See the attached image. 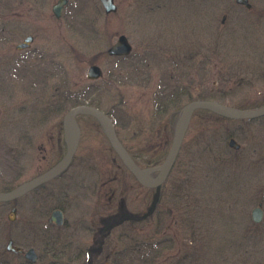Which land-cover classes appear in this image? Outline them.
<instances>
[{
    "label": "rangeland",
    "instance_id": "obj_1",
    "mask_svg": "<svg viewBox=\"0 0 264 264\" xmlns=\"http://www.w3.org/2000/svg\"><path fill=\"white\" fill-rule=\"evenodd\" d=\"M55 2L0 0V192L37 173L36 158L43 166L63 152L58 129L73 107L66 97L83 89L85 105L114 114L140 167L164 159L183 104H264V0H248L251 9L235 0H114L110 13L99 0H67L59 18ZM29 34L28 48L13 47ZM119 35L131 50L114 59L106 51ZM94 64L102 76L86 80ZM162 84L182 101L157 110ZM216 115L194 110L156 189L138 185L98 122L76 115L79 144L50 198L0 204V264H28L6 249L9 240L33 248L34 264H264V116ZM56 206L61 226L48 221Z\"/></svg>",
    "mask_w": 264,
    "mask_h": 264
},
{
    "label": "water",
    "instance_id": "obj_2",
    "mask_svg": "<svg viewBox=\"0 0 264 264\" xmlns=\"http://www.w3.org/2000/svg\"><path fill=\"white\" fill-rule=\"evenodd\" d=\"M67 0H57L51 7L52 14L59 18L61 15L62 8L66 4ZM101 6L103 7V11L106 13L114 12L116 6L114 1L112 0H99ZM235 2L239 5H243L245 7H249L247 0H235ZM32 40L31 36L27 35L20 43L16 44L14 47L16 49H24L29 46L30 41ZM131 50V46L127 41V38L124 35H120L116 41L108 48L107 53L111 56H123L127 55ZM86 78L89 80H95L101 77L102 72L98 66L92 65L88 68ZM207 109L212 112L224 115L226 117L232 119H254L264 116V104L260 107L253 109H234L217 103L215 101L209 100H195L185 104L181 109V114L178 119V122L175 127L173 139L171 141V145L169 150L164 157L163 161L156 165L147 168H139L131 157L128 155L120 141H118L114 126L111 119L101 110L96 107L89 105H78L69 109L62 118V132L63 138L65 141V154L64 156L51 168L43 172L42 174L29 179L28 181L18 185L17 187L8 190L7 192H0V202H8L10 200H14L16 198L21 197L24 193H26L29 189H32L35 186H39V184L54 178L55 176H59L66 167L70 164L72 156L74 155L76 148L78 146L79 138H80V129L78 123L76 122V115L83 114L94 117L99 125L102 126L104 130V135H106L109 145L118 156L122 165L130 172V174L135 178V180L143 187L146 188H158L162 182H164L167 178L168 172L170 171L173 161H175L178 151L181 146V140H183L186 130L188 128L192 113L194 109ZM228 146L233 149L239 148V145L233 140H228ZM152 172H156L154 177H150ZM15 215V208L11 209V216L9 220H11ZM62 213L59 210H53L49 217V221L53 222L56 225L62 224ZM250 218L253 223H260L263 218V213L261 209V203H258L256 208L251 209ZM7 250L14 251L17 253H23L24 258L28 261L34 263L36 261V254L33 248H28L26 251H23L20 248H13L11 242H7Z\"/></svg>",
    "mask_w": 264,
    "mask_h": 264
},
{
    "label": "flooded vegetation",
    "instance_id": "obj_3",
    "mask_svg": "<svg viewBox=\"0 0 264 264\" xmlns=\"http://www.w3.org/2000/svg\"><path fill=\"white\" fill-rule=\"evenodd\" d=\"M248 4H249V2H248ZM238 5V4H237ZM242 6V5H241ZM244 7V6H243ZM246 9H251V4H250V6L249 7H245ZM32 36V35H31ZM120 36V35H119ZM118 36V37H119ZM117 37V38H118ZM117 40V39H116ZM115 40V41H116ZM29 47V46H28ZM27 47V48H28ZM26 49V48H25ZM130 53V52H129ZM129 53L127 54V55H123V56H117V57H113L114 59H116V58H123V57H127L128 55H129ZM106 54H107V51H106ZM108 55V54H107ZM110 57V56H109ZM100 68V67H99ZM100 70H101V68H100ZM101 72H102V70H101ZM85 79L87 80V78H86V76H85ZM59 111H57V109H53L52 110V112L51 113H58ZM91 118H93V117H91ZM94 119V118H93ZM95 120V119H94ZM96 121V120H95ZM97 122V121H96ZM62 124L59 126L60 127V129H58V131H60V133H61V136L60 137H62L63 136V132H62ZM98 127H99V129H100V131L102 132L103 131V129H102V127L100 126V125H98ZM116 131V130H115ZM104 132V131H103ZM116 135H117V133H116ZM62 146L64 147V149H63V152L60 154V155H58V153H59V150H60V148H58L57 147V145L55 144V142L52 144V149H51V154L52 155H58V157L56 156V160H54L53 162H49V163H45L43 166H40L41 165V163L42 162H39V161H42L43 159H44V157L42 156V157H39V158H36V161H37V164L36 165H34L33 164V166H32V168H33V170H38L37 171V173L35 172V174H32L28 179H24V180H22L21 182H19V183H16L14 186H11L10 188H8V190L9 189H12V188H15V187H17L18 185H20V184H22V183H24V182H26V181H28L29 179H32V178H34V177H36V176H38V175H40V174H42L43 172H45L46 170H48L49 168H51L54 164H56L63 156H64V153H65V141H64V138L62 137ZM27 148V147H26ZM6 152H8V150L6 151ZM7 156H8V159H9V156H10V154H9V152L7 153ZM73 157V156H72ZM52 158H53V156H52ZM52 158H50V160L52 159ZM74 158V157H73ZM73 158H72V160H73ZM72 160H71V162H70V164H69V166L68 167H66V170H64L62 173H60L59 174V176L57 175V176H55L54 178H51V179H49V180H47V181H45V182H43V183H41V184H39V186L37 185V186H35V187H33L32 189H29L26 193H24L21 197H19V198H22V197H27V196H31L32 198H34L33 200H34V202L37 200H39V199H42V200H46L47 198H50V196L52 195L51 193H52V189L54 188V186L58 183L57 181H58V179L60 178V177H63L64 175H65V173L69 170V168L71 167V164H72ZM40 166V167H39ZM9 168H11V164H10V167ZM71 177H73V176H71ZM70 177V179L72 180V182H71V186H72V184H73V182H74V179L73 178H71ZM7 190V191H8ZM30 197V198H31ZM18 199V198H17ZM9 202V201H8ZM10 203V202H9ZM55 209H57V210H61V212H63V210L61 209V207L60 206H56V208ZM53 211V210H52ZM51 224V223H50ZM103 229H105V228H103ZM101 232H102V230H101ZM96 236V235H95ZM70 241H69V245H74V243L72 242L71 243V239H69ZM10 241V240H9ZM102 243V242H101ZM91 246V245H90ZM89 246V247H90ZM99 246H100V242H99ZM88 247V246H87ZM88 247V248H89ZM90 249H92V250H95V248L92 246V247H90ZM79 251H81V250H79ZM84 251H86L85 252V254L86 255H91V253H89V252H87L88 251V249L87 250H85L84 249ZM91 251V250H90ZM77 253H79L80 254V252H77ZM104 256H105V258L106 257H108V252H106V253H104ZM102 258V256H98V258ZM25 259V258H24ZM25 261H26V259H25Z\"/></svg>",
    "mask_w": 264,
    "mask_h": 264
},
{
    "label": "trees",
    "instance_id": "obj_4",
    "mask_svg": "<svg viewBox=\"0 0 264 264\" xmlns=\"http://www.w3.org/2000/svg\"><path fill=\"white\" fill-rule=\"evenodd\" d=\"M85 93H87V89H83L81 91H78V92H75L72 96H67L66 99H69V97H71L70 99V102L69 105L70 106H76V105H79V104H84L85 101L87 100V97L85 95ZM89 94V92H88ZM156 102H155V105H156V109L157 110H160V102H164L165 104H169L171 106L175 105L176 103L181 102L182 100H180V93L178 94H175V93H170L169 92V88L167 87V84H162V87L161 88H158L157 92H156ZM189 101V100H188ZM107 114L112 117L113 119L115 118L114 117V114H112L111 111H108ZM218 116V115H216ZM222 117V116H220ZM224 118V117H222ZM114 121V124L117 126L118 125V122L116 119L113 120ZM143 164V163H142ZM146 165L145 166H153V165H156L155 162H149V163H145Z\"/></svg>",
    "mask_w": 264,
    "mask_h": 264
}]
</instances>
